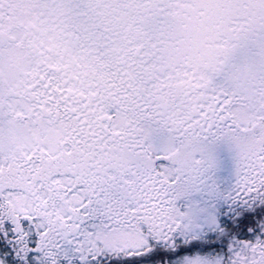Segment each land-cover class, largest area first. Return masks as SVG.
Returning a JSON list of instances; mask_svg holds the SVG:
<instances>
[{"label": "snow or ice", "instance_id": "6c2138e0", "mask_svg": "<svg viewBox=\"0 0 264 264\" xmlns=\"http://www.w3.org/2000/svg\"><path fill=\"white\" fill-rule=\"evenodd\" d=\"M0 264H264V0H0Z\"/></svg>", "mask_w": 264, "mask_h": 264}]
</instances>
